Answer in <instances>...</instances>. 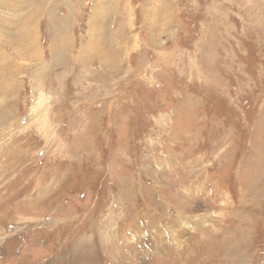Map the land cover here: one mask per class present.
Masks as SVG:
<instances>
[{"label": "rangeland", "instance_id": "obj_1", "mask_svg": "<svg viewBox=\"0 0 264 264\" xmlns=\"http://www.w3.org/2000/svg\"><path fill=\"white\" fill-rule=\"evenodd\" d=\"M0 264H264V0H0Z\"/></svg>", "mask_w": 264, "mask_h": 264}, {"label": "bare ground", "instance_id": "obj_2", "mask_svg": "<svg viewBox=\"0 0 264 264\" xmlns=\"http://www.w3.org/2000/svg\"><path fill=\"white\" fill-rule=\"evenodd\" d=\"M25 4V3H24ZM13 12H14V9H13ZM17 11H15V13H16ZM22 12V11H21ZM19 13V12H18ZM10 15V14H9ZM16 16V15H15ZM21 17V16H20ZM10 36V35H9ZM260 156V155H259ZM259 181V180H258ZM231 206V205H230ZM234 226V225H233Z\"/></svg>", "mask_w": 264, "mask_h": 264}]
</instances>
